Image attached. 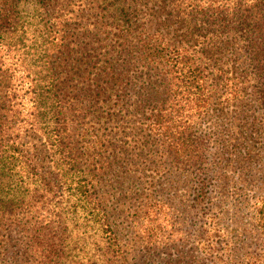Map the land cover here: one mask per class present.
<instances>
[{"label":"trees","instance_id":"obj_1","mask_svg":"<svg viewBox=\"0 0 264 264\" xmlns=\"http://www.w3.org/2000/svg\"><path fill=\"white\" fill-rule=\"evenodd\" d=\"M240 60L264 85V0H0V264H69L89 228L80 264H127L104 187L118 176L150 189L134 226L161 212L168 174L194 173V202L207 200L218 133L191 140L189 128L245 100ZM256 96L264 118V87ZM230 141L249 163L250 140Z\"/></svg>","mask_w":264,"mask_h":264},{"label":"rangeland","instance_id":"obj_2","mask_svg":"<svg viewBox=\"0 0 264 264\" xmlns=\"http://www.w3.org/2000/svg\"><path fill=\"white\" fill-rule=\"evenodd\" d=\"M238 64L236 76L242 78V84L239 81L233 84L242 89L245 100L239 107L231 104L228 118L222 119L220 112L218 118L210 114L189 128L191 140L204 137L212 141L213 134L218 133V143L208 146L214 165L218 166V180L210 181L207 200L200 205L194 202L197 180L194 173L168 174L163 185L165 192L157 193L158 200L166 202L161 212L157 211L151 221L137 222L134 226L129 222L134 216L132 204L137 203L135 201L140 200L142 194H150L148 186L144 189L138 180L140 173L131 180L118 176L117 180L113 178L104 183L105 189L116 194L119 200H111V204L117 206L115 215L118 219H115L119 222V236L128 244L127 264H264L263 222L259 213L264 204V118L252 100L264 85L258 81L253 65H244L241 60ZM240 117L243 122L239 121ZM244 123L246 126L241 127ZM232 137H236V141H230V144H247L250 140V149L246 151L249 163L239 162L240 157L233 147L228 148L227 141ZM43 156V151L37 153L39 161ZM78 223L81 233L87 231L84 221ZM89 224L92 226L91 222ZM149 230L152 250L146 254L145 233ZM93 231L89 228L87 235L75 236L66 257L69 264L86 262L94 252ZM134 232L140 235L133 240L136 243H130ZM205 236H211L216 244L213 254L204 246ZM142 246L143 250L139 252Z\"/></svg>","mask_w":264,"mask_h":264}]
</instances>
